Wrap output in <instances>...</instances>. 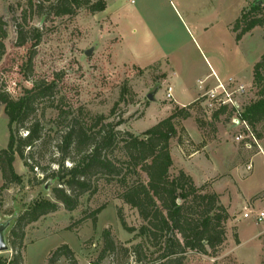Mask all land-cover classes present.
Segmentation results:
<instances>
[{
    "label": "rangeland",
    "instance_id": "374dc122",
    "mask_svg": "<svg viewBox=\"0 0 264 264\" xmlns=\"http://www.w3.org/2000/svg\"><path fill=\"white\" fill-rule=\"evenodd\" d=\"M163 1L150 0L151 16H134L131 7L119 11L114 20L119 23L123 36L120 48L119 36L109 19L100 13L80 9L72 17L51 20L34 17L29 24L41 29L42 39L36 48L33 72L26 75L24 68L31 43L18 46L16 25L26 0H0V18L6 22L7 30L6 50L0 59V88L18 97L35 79L58 81L55 95L50 100H42L36 113L45 126L46 143L34 147L29 159L32 163L38 162L40 167L30 171L17 156L14 166L23 176V182L11 183L6 189H1L4 179L0 168V224H8L5 235L9 245V250L0 255L13 258L16 251L12 241H15L16 245L20 244L22 264H47L52 252L67 244L74 251L77 264H135L131 249L144 240L137 237V231L126 230L121 222L120 215L128 226L138 229L142 219L120 198L122 188L115 181L95 176L96 191L82 194L73 210L57 201L53 188L60 186L59 182L46 178V174L58 168L53 162L61 156L56 145L71 115L59 116V111L49 106L51 101L61 104L65 110H72L80 118L97 114L109 116L115 106L110 119L122 120L118 129L140 134L170 115L178 105L175 100L188 104L200 98L192 109V116L180 120L186 134L182 148L177 138L172 141L174 167L171 174L176 175L183 167L194 175L205 170L213 175L207 181L208 188L214 190L213 184H216L226 206L229 202L245 204V198L249 200L257 195L253 200H262H258L256 206L246 207L264 209V154L258 152L256 146L247 149L236 141L235 136L242 129L234 124L230 111L220 115L213 129L212 115L220 107L212 106L204 96L207 90L216 87L218 78L225 85L229 79L235 80L233 89L238 83L246 86L242 96L235 93L243 107L259 97V89L253 83V69L264 53V26L256 27L237 42L229 26L198 31L190 17L179 16L174 6ZM245 1L249 5L256 0ZM129 12L132 16H127ZM133 42L152 64L139 66L128 61L129 44ZM88 49H92L91 55H86ZM169 85L173 88V99L166 97ZM155 89V99L150 100L148 94ZM80 108L84 109L83 115L79 114ZM197 118L204 122L200 130ZM8 124L5 106L1 105L0 150L9 140ZM254 130L264 150V121ZM20 134L26 135V130H21ZM202 141L207 145L205 150L190 158L200 149ZM31 151L27 149L26 154L30 155ZM248 164L250 169H247ZM66 165L71 166V161H66ZM236 165H241L239 174L243 176L234 171V179L227 182ZM46 166L50 169L43 171L41 167ZM42 197L57 201L59 208L27 225L20 242L11 230L19 215ZM100 206L104 208L93 222L91 214ZM245 208L238 205L231 216L227 223V241L216 255L189 251L183 264H264V222L257 223L253 217L244 218ZM106 231L115 248L104 252ZM56 264H71V261L61 257Z\"/></svg>",
    "mask_w": 264,
    "mask_h": 264
},
{
    "label": "trees",
    "instance_id": "16d2710c",
    "mask_svg": "<svg viewBox=\"0 0 264 264\" xmlns=\"http://www.w3.org/2000/svg\"><path fill=\"white\" fill-rule=\"evenodd\" d=\"M106 8L107 0H26L20 21L16 24L18 46L31 43L25 74L33 72L36 48L42 39L41 29L29 24L34 17L51 20L75 16L80 9L96 14ZM263 10L264 1L261 0L249 3L241 10L232 24L237 42L256 27L264 26ZM6 37V22L0 18V59L5 54ZM253 83L259 89V97L243 107L242 118L255 131L257 124L264 121V53L254 65ZM57 88L56 79L46 78L35 79L32 86L24 87L18 97L0 88V106H5L9 119V140L7 146L0 150V168L4 179L1 189H6L11 183L23 182V176L14 166L17 156L30 171L40 167L38 162L32 163L29 159L34 147L46 143L45 126L36 113L41 101L50 100ZM197 102L200 98L185 106H175L170 115L140 134L118 129L122 120L110 119L115 106L109 116L97 114L87 119L78 117L72 110H65L54 101L49 104L59 111V116L71 115L67 129L56 145L61 156L53 162L58 168L46 174V178L59 182L60 186L53 188L54 196L66 209L73 210L82 194L96 191L93 183L95 176L117 182L122 188L120 198L142 219L141 226L136 229L128 226L120 215L125 229L137 231V237L144 239L131 249L135 264H183L189 251L216 255L227 241V223L231 215L220 193L209 189L208 183L198 185L183 168L176 175L171 174L174 167L172 141L177 138L180 147L184 146L186 129L180 126V120L192 116ZM80 111L79 114L83 115L84 109L80 108ZM226 111H230L232 117L236 114L228 106L220 107L213 112L211 126L214 127ZM196 120L199 129L203 128V120ZM21 130H26V135H21ZM201 143L196 151L206 145L205 141ZM27 149L31 151L30 155L26 154ZM66 161H71L72 165L67 166ZM41 169L48 171L50 166ZM57 201L45 197L36 199L19 215L11 233L20 242L23 241L26 226L57 211ZM103 208L100 206L93 211V222ZM105 237L104 252L114 250V241L108 231ZM235 237L238 241L237 234ZM19 247L20 244L12 241V248L16 251L14 257L8 259L0 255V264H22L24 258ZM61 257L77 264L74 251L67 244L54 250L47 264H56Z\"/></svg>",
    "mask_w": 264,
    "mask_h": 264
},
{
    "label": "crops",
    "instance_id": "0c3cea01",
    "mask_svg": "<svg viewBox=\"0 0 264 264\" xmlns=\"http://www.w3.org/2000/svg\"><path fill=\"white\" fill-rule=\"evenodd\" d=\"M163 2H165L168 5L170 3L172 6H174L173 9L176 11V13L179 16L190 17L191 24L198 31L207 30L209 27L216 29V28H226L227 26H229L232 29L233 22L240 15L241 10L248 5V4L246 5L245 0H164ZM149 6H150V0H139L137 3L132 2V0H107V8L99 13L103 15V17L109 19L110 25L113 27L114 32L119 36L118 37L119 48L121 41L123 40V36L121 35V31L119 29V23L114 20V17L119 15V11L124 10V7H131V12L134 14V16H139V17L151 16V11ZM131 12H129L127 16H132L130 15ZM135 47H136L135 42L129 44L128 61L132 64L139 66H147L149 64H152L150 63V61L148 60L146 61L144 53L141 52V50L136 49ZM216 84L217 83H215L213 86H215ZM175 102L180 106L187 105L186 103H182L179 100H175ZM206 146H204L201 150L192 153L190 155V158L194 157L197 153L205 150ZM242 164H244V160L242 161ZM240 166L241 165H236L234 169H232L230 178L227 179V182L232 178L234 179V175H233L234 171L237 172L238 174L240 173L239 172ZM183 169H185L188 173H190L193 176L195 182L198 185L207 183V181H209V177L211 176L210 172H206L205 170H199L197 172V175H194L195 173H192V171H190L186 167L185 168L183 167ZM239 176H243V175L239 174ZM211 177H213V175ZM213 189L218 193H222L217 188L216 184H213ZM256 196H253L249 200L245 198V196H243L245 198L246 203L245 204L238 203V205H240L241 208L243 209L246 207V205L249 204L250 206H253L258 202V200H262V198L253 200ZM221 198L223 199V195H221ZM251 200L253 201L252 204H251ZM238 205H233L232 202L227 203V208L231 216H233L236 213V208H238Z\"/></svg>",
    "mask_w": 264,
    "mask_h": 264
},
{
    "label": "built area",
    "instance_id": "2783aa9c",
    "mask_svg": "<svg viewBox=\"0 0 264 264\" xmlns=\"http://www.w3.org/2000/svg\"><path fill=\"white\" fill-rule=\"evenodd\" d=\"M132 2H135V0H132ZM217 80H218V84L216 85V87L210 90H207L204 96L208 99V101H210V104L212 106H215V107L228 106L234 109L236 114L233 117V122L234 124L241 126V129H242L235 136L236 141L243 143L247 149H252L254 146H256L258 148V152H261L264 154V150L262 146L260 145L254 131L251 129L247 121L242 118L243 105L240 99H238V96L235 95V93H240L239 94V97H240L242 93H245L246 86L242 83H238V86L235 89H233L232 84L235 83V80L229 79L227 85L219 81L218 78ZM218 89H220L219 92H218ZM166 97L168 99L174 98L173 88L170 85L167 87ZM250 167L251 165L248 164L247 169H250ZM243 217L244 218L253 217L257 223H263L264 222V209L254 210V209H251L250 206H247L245 208Z\"/></svg>",
    "mask_w": 264,
    "mask_h": 264
},
{
    "label": "water",
    "instance_id": "95a60500",
    "mask_svg": "<svg viewBox=\"0 0 264 264\" xmlns=\"http://www.w3.org/2000/svg\"><path fill=\"white\" fill-rule=\"evenodd\" d=\"M91 53H92V49H88L86 51V55H91ZM156 92H157V89L150 92L148 94V98L150 100H154ZM7 227H8V224H3V223L0 224V253L9 250V245L7 243V239H6V235H5Z\"/></svg>",
    "mask_w": 264,
    "mask_h": 264
}]
</instances>
